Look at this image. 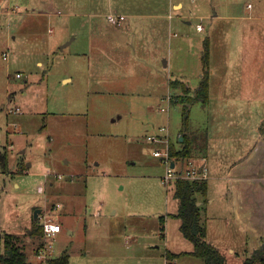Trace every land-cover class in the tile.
<instances>
[{
    "label": "rangeland",
    "instance_id": "rangeland-1",
    "mask_svg": "<svg viewBox=\"0 0 264 264\" xmlns=\"http://www.w3.org/2000/svg\"><path fill=\"white\" fill-rule=\"evenodd\" d=\"M107 1L0 0V154L6 151L8 158L9 149L15 154L26 148L24 155L34 161L32 172L36 165H42L39 177L33 173L10 177L9 161L6 170L0 167V231L18 234L30 253L32 242L37 246L47 239L44 235L30 236L23 226L33 228L44 217L54 221L60 217L73 232L63 228L57 239L54 236L46 258L67 253L68 261L63 264H103V240L107 242L110 236L116 241L115 237L126 232L137 235V241L160 246L155 250L162 253L170 237L191 245L177 225L179 219L174 214L178 201L173 186L160 179L165 165L153 150L162 146L147 136L166 126L170 141L177 140L182 104L173 103L172 98L181 88L173 89L169 80L179 77L195 85L199 77L193 72V59L179 55L163 67L166 54L157 57L147 50L130 56L125 49V57L121 52L117 58L111 52V56H102L98 52L110 33L100 18L89 13ZM247 2L254 13L264 16V0H185L187 6L205 3L212 13L220 14L236 13ZM58 8L66 12L79 9L81 13L50 12ZM197 20H192L193 28ZM209 20L201 21L208 26ZM233 22L226 26L231 27L226 34L231 63L239 60L241 49H254L262 58L264 17L248 21L252 38L246 34L244 44L239 38L240 23ZM236 28L240 31H233ZM75 29L77 37L63 47ZM103 35L107 37L103 39ZM204 35L208 36V27L199 33ZM212 39L220 50V37L213 35ZM4 52L8 53L6 58ZM261 64V81L257 79L254 89L260 98L258 105L190 103L187 132L196 135L194 159L204 149L206 128L217 132L215 137L211 134L212 139L221 140L224 148H237L227 156V163L234 154L240 155L255 144L257 125L264 117V60ZM16 107L19 110L15 111ZM243 109L251 112L244 115ZM241 132L248 137L239 144L236 136ZM21 165L20 170L25 168ZM37 208L40 210L34 219ZM85 208L89 209L86 213ZM207 209L205 212L203 207V218L209 235L226 255V264H243L244 258L264 243V233L257 246L259 238L252 228H239L232 219L226 221L227 203L218 200ZM84 219L86 228H82ZM124 225L134 228H121ZM29 259L35 261L36 257L29 254ZM44 263L50 264L47 260Z\"/></svg>",
    "mask_w": 264,
    "mask_h": 264
},
{
    "label": "crops",
    "instance_id": "crops-1",
    "mask_svg": "<svg viewBox=\"0 0 264 264\" xmlns=\"http://www.w3.org/2000/svg\"><path fill=\"white\" fill-rule=\"evenodd\" d=\"M70 10L66 12L60 11L58 8L50 12L81 13L79 9ZM210 10L208 4L196 3L187 6L185 0H108L105 6L93 9L89 14L100 18L99 22L104 23L106 30L110 33L107 43H105V46L102 45L101 51L98 52L102 56H111L109 55V52H111L112 56L118 57L121 52V55L125 57L127 53H122V50L125 49L129 50L130 56H132L133 52L139 55L142 51L147 50L157 57L166 54V58L163 57V67L169 66L174 57L179 55L186 56L189 59L192 58L193 72L195 71L199 77L195 85H189L187 79L183 80L175 77L183 81L190 91L197 87L203 74L201 53L203 51L204 38L207 37L209 42V98L206 104L258 105L260 98H256L254 89L257 79L261 81L260 71L264 55L261 58L258 55L260 53L254 49H247L246 51L241 49L239 50V60L232 64L230 61L231 52L227 46L229 40L226 35L230 32L231 27L227 28L226 26L229 25V22L232 24L233 21H235L233 23H240L242 33L239 38L243 40L244 44L246 34L252 38L253 29L247 26L248 21L251 22L264 16L254 13L250 2L242 4V7L236 13L220 14L216 11L212 13ZM46 12L48 11L45 10L44 13ZM108 14L123 15L124 17L123 19H118V24H111L107 19ZM205 18L210 19L208 26L201 21ZM193 19H198L194 28L192 26ZM225 20L229 22H224ZM198 24L203 26L202 30L197 29ZM207 27L208 36L204 35V38L199 36V33L207 30ZM233 31L240 30L236 28ZM71 32L74 33L73 37L67 40L70 34L67 35L65 37L67 41L64 42L63 47L70 44L77 37V29ZM107 35H103V39ZM213 35L220 37L217 40L218 45L220 44L221 47L220 50L217 43L213 42ZM145 40L151 43H146ZM213 48L215 51H213ZM172 67L173 65L170 68ZM170 78L173 79L172 77ZM64 80L67 81L69 78ZM262 85L264 87V84ZM173 89L180 90V87ZM262 89L264 90V88ZM242 112L246 115L251 112V109H243ZM262 119L259 120L262 121ZM259 124L257 125L258 133L255 144L249 150L243 149L240 155L234 154L228 163L226 162L227 156L231 152H237V148L232 150H228V147L224 148L221 140L214 138L216 142L212 139V135L215 137L217 132L212 133L209 128L205 129V136L207 137H205L204 149H201L197 155L199 158H205L207 166V201L203 205L205 206V212L208 210V205H212L218 200H221L222 204L224 202L227 203L228 214L226 221L232 219V221L240 225L239 228H252L257 238H259L256 239L258 242L257 246L262 243L261 238L264 233V170H262L264 165V135L259 131ZM236 137L238 138L236 142L242 144V139H246L248 135L246 132H241ZM171 141H173L172 138ZM25 151L26 148H23L13 154L11 149L8 150V161L11 165L12 173L9 176L13 177L17 173H33L38 177L42 176V171H38L42 165H36L35 171L32 172L34 161L28 160L24 155ZM194 155L192 156L193 158ZM22 163L25 168L20 170ZM44 176H46L45 173ZM41 179L42 177H40ZM15 185L17 184L15 183ZM88 210L85 208L83 212L86 213ZM116 211L117 209L115 208L113 213L115 214ZM168 221L167 219V224ZM55 222H58L61 226V230L55 234L56 239L63 228L67 233L71 234L73 232L68 224L66 225L60 221V217ZM85 224L86 221L84 219L82 228H86ZM177 225L180 226V219L179 222L177 221ZM206 227L209 241L215 244L214 237L209 235L207 221ZM23 228H28L27 232H30L29 228L31 227L29 224L24 225ZM117 228L120 227L118 226ZM121 228L134 227L125 226ZM136 237L137 235L126 232L124 235L115 237L116 241L110 240V236H108L107 242L103 240L101 253L103 254V260L106 261L103 264H204L201 258L202 262L198 260L199 257L190 254L169 258L166 256V252L177 254L192 250L193 244H186L180 238L173 239V237H170V241L167 239L163 244L165 251L162 253L155 250L160 249V246L145 241H137ZM33 243L30 245V253L26 248L28 260L32 264H45L44 262L48 260V257L43 260L38 258L35 253L36 246ZM229 248L231 251L233 250L231 246ZM89 252L90 250L87 251V253ZM29 254L34 255L36 260L31 261Z\"/></svg>",
    "mask_w": 264,
    "mask_h": 264
},
{
    "label": "trees",
    "instance_id": "trees-1",
    "mask_svg": "<svg viewBox=\"0 0 264 264\" xmlns=\"http://www.w3.org/2000/svg\"><path fill=\"white\" fill-rule=\"evenodd\" d=\"M201 60L203 74L197 87L194 89L193 95L190 94V89L183 81L178 79L169 80L171 87L181 88V91L173 95L172 98L173 103L182 104L181 132L175 142L169 141V154L178 164L183 163L193 156V147L196 143V139L194 138L196 135L194 136L192 132H187L190 119V103L198 99L206 102L209 98V42L207 37L203 41ZM259 131L264 135V118L259 124ZM0 165L3 170H6L8 167L6 151L0 154ZM21 166L25 167L23 164ZM171 185L173 186V196L178 201V208L174 215L180 219V231L193 244V248L189 252H180L177 254L166 252V256L169 258L190 254L201 258L204 264H226V255L224 252L213 242H210L207 237L206 221L203 218V204L207 201L208 188L206 178H177ZM29 235H43L42 223L39 226L37 224L33 228H30ZM42 246L43 242H40L36 246V254ZM67 261V253L47 260L50 264H63ZM255 262L264 263V243L251 256L243 260V264H255ZM0 264H32L28 260L27 250L21 243L18 234L0 231Z\"/></svg>",
    "mask_w": 264,
    "mask_h": 264
},
{
    "label": "built area",
    "instance_id": "built-area-1",
    "mask_svg": "<svg viewBox=\"0 0 264 264\" xmlns=\"http://www.w3.org/2000/svg\"><path fill=\"white\" fill-rule=\"evenodd\" d=\"M123 15L108 14L107 19L111 24H118V19H123ZM198 30H202L203 26L201 24L197 25ZM8 55L7 52L3 53V56L6 58ZM20 73H17L16 76H19ZM171 94V93H169ZM167 95L168 101H171V95ZM164 110V108H161ZM15 111L19 110V107L14 109ZM159 132L156 134L148 135L147 139L153 143L161 145L162 147H157L153 150V154L160 158V160L165 165V171L162 175V182L167 186L173 183L177 178L185 179H200L207 178V166L205 163V158L200 157L194 159L193 157L185 160L183 163L178 164L173 160L169 154V137H168V128L166 126H161ZM174 162L173 166L171 163ZM43 235L47 239L43 246L37 253V257L40 259H46L48 253L52 249V238L57 232L61 230V226L58 222H55L50 217H44L42 220Z\"/></svg>",
    "mask_w": 264,
    "mask_h": 264
},
{
    "label": "water",
    "instance_id": "water-1",
    "mask_svg": "<svg viewBox=\"0 0 264 264\" xmlns=\"http://www.w3.org/2000/svg\"><path fill=\"white\" fill-rule=\"evenodd\" d=\"M180 139H182V137H180ZM173 164H174V162H172L171 163V165L173 166ZM262 170H264V165H263V167H262ZM39 208H37L35 211H34V218H36L37 217V213L39 212Z\"/></svg>",
    "mask_w": 264,
    "mask_h": 264
}]
</instances>
